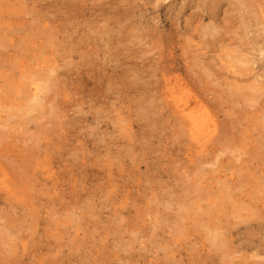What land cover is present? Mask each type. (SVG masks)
Masks as SVG:
<instances>
[{"label": "rangeland", "instance_id": "rangeland-1", "mask_svg": "<svg viewBox=\"0 0 264 264\" xmlns=\"http://www.w3.org/2000/svg\"><path fill=\"white\" fill-rule=\"evenodd\" d=\"M17 1L20 0H0V27L26 24L24 30L12 34L13 40L9 42H3L4 31H0V92L4 91L0 93V106L7 109H1L0 116L3 119L15 110L23 111L18 109L21 98L12 97L5 89L15 88L22 72L24 81L28 76L38 78L49 59L48 64L58 65L62 74L56 91L62 118L46 115L38 126L29 125L32 134L25 127L21 132L13 127V131L14 122L7 123L0 130H13L5 134L0 131V149L8 155L1 161L12 164L16 160L14 163L19 164L18 156L28 155L32 146L45 147L46 136L39 135L34 143V135L38 130L48 133L54 123L59 126L56 136L60 135L63 141L55 140L60 142L52 151L55 154L48 161L50 166L44 168L50 176L60 175L58 185L54 186L45 174L41 179L48 180L51 194L40 205H33L35 200L28 209L21 208L27 204L16 207L20 217L10 218L14 217L20 234L18 238L0 240V261L250 264L253 254L264 260V201L260 198L263 193L254 190L259 182L257 177L264 176V93L248 89L256 85L264 90V0H37L35 5L26 7ZM212 26L218 30L211 38ZM46 36L51 38L48 42L44 41ZM242 52L253 60L252 71L244 74L236 67L228 69L231 64L226 58L228 54ZM168 77L180 79L179 86L189 90L188 97L201 99L219 124L217 137L207 146V160L214 163L213 158L218 156L216 165L187 159L186 148L191 140L164 97L163 85ZM255 93L259 95L258 99L254 97L257 102H248ZM119 116L125 120L120 125L130 124V129L118 130L120 122L115 118ZM52 145L49 143L48 147ZM232 159L252 167L250 175L234 173L230 188L237 190L235 201L218 184L216 177L224 172H214L218 160L228 166ZM252 193L254 199L249 197ZM1 201L0 209H7L6 201ZM205 222L211 228L219 225L229 231L232 247L228 251L233 254L230 258L210 246L209 237L200 226ZM156 223L157 227H152ZM156 238L157 242L161 239L159 248Z\"/></svg>", "mask_w": 264, "mask_h": 264}, {"label": "bare ground", "instance_id": "bare-ground-1", "mask_svg": "<svg viewBox=\"0 0 264 264\" xmlns=\"http://www.w3.org/2000/svg\"><path fill=\"white\" fill-rule=\"evenodd\" d=\"M66 1V0H65ZM36 2H37V0H20V1H17L16 3H18V5H21L22 7H26V6H28V4H31V5H35L36 4ZM40 2V1H39ZM38 2V3H39ZM212 2H214V1H212ZM211 2V3H212ZM10 3H12V2H10ZM49 3V2H48ZM72 3V2H71ZM70 3V4H71ZM1 4V3H0ZM73 4H75L74 2H73ZM72 4V5H73ZM10 6H12V4L10 5ZM65 6V5H64ZM203 6H204V4H203ZM212 6H213V4H212ZM13 7V6H12ZM31 7V6H30ZM33 7V6H32ZM5 8H8V7H6L5 6ZM37 8V7H36ZM31 9V8H30ZM38 9V8H37ZM62 9V8H61ZM76 8H74V10H75ZM213 9V8H212ZM211 9V10H212ZM45 10H47V9H45ZM73 10V11H74ZM200 10V9H199ZM209 10V9H208ZM21 11V10H20ZM34 11V10H33ZM35 11H36V9H35ZM35 11H34V13H35ZM23 12V11H22ZM26 12V11H25ZM25 12H24V15H27V12H26V14H25ZM198 12V10L196 11V13ZM208 12V11H207ZM216 12V11H215ZM29 13V12H28ZM37 13V12H36ZM47 13H49V12H47ZM71 13V12H70ZM76 13V12H75ZM127 13H128V11H127ZM203 13V12H202ZM4 14V13H3ZM13 14V13H12ZM31 14V13H30ZM39 14V13H38ZM125 14V13H124ZM123 14V15H124ZM7 15V14H6ZM20 15V14H19ZM34 15V14H33ZM42 15V14H41ZM72 15V14H71ZM117 15V14H116ZM120 15V14H119ZM122 15V14H121ZM126 15V14H125ZM198 15V14H197ZM2 16V15H1ZM52 16L53 15H50L49 16V18L51 17L52 18ZM76 16V15H75ZM130 16V15H129ZM208 16V15H207ZM16 17V16H15ZM14 17V18H15ZM22 17H24V16H22ZM27 17V16H26ZM35 17V16H34ZM118 17V16H117ZM123 17V16H122ZM128 17V16H127ZM209 17V16H208ZM5 18V17H4ZM50 18V19H51ZM66 18H67V16H66ZM111 18V17H110ZM124 18V17H123ZM206 18V17H205ZM1 19V18H0ZM7 19V18H6ZM9 19V18H8ZM11 19V18H10ZM19 19V18H18ZM106 19V18H105ZM115 19V18H114ZM120 19V18H119ZM122 19V18H121ZM209 19V18H208ZM213 19V18H212ZM45 20V19H44ZM68 20V19H67ZM66 20V21H67ZM106 20H110V19H106ZM202 20V19H201ZM7 21V20H6ZM20 21H22V20H20ZM43 21V20H42ZM41 21V22H42ZM92 21V20H91ZM115 21L116 20H114V23H115ZM119 21V20H118ZM117 21V22H118ZM122 21H123V19H122ZM3 22V21H2ZM23 22V21H22ZM113 22V21H112ZM111 22V23H112ZM126 22V21H125ZM19 23V22H18ZM32 23V22H31ZM39 23V22H38ZM67 23V22H66ZM74 23V22H73ZM83 23V22H82ZM85 23V22H84ZM93 23V22H92ZM91 23V24H92ZM128 23V22H127ZM213 23V22H212ZM71 24V23H70ZM80 24V23H79ZM79 24H77V25H79ZM110 24V23H109ZM0 25H1V22H0ZM33 25V24H32ZM31 25V26H32ZM35 25V24H34ZM39 25V24H38ZM56 25V24H55ZM85 25V24H84ZM88 25H89V23H88ZM93 25V24H92ZM94 25H95V23H94ZM106 25V24H105ZM108 25V24H107ZM112 25H114V24H112ZM212 25V24H211ZM37 26V25H36ZM52 26V25H51ZM82 26V25H81ZM90 26V25H89ZM96 26V25H95ZM116 26H118V25H116ZM115 26V27H116ZM47 27V26H46ZM45 27V28H46ZM94 27V26H93ZM213 28H214V31L213 32H211L212 33V36H211V38L213 37V35H215L216 33H217V27H214V26H212ZM26 28V24L24 23L23 25H21V24H17L16 25V27H12L10 24L9 25H7L6 24V26H1L0 27V31L1 30H3L4 31V34H2L1 35V39L2 40H4L3 42H5V41H12L13 40V36H12V34H15V33H19V32H21L22 30H24ZM37 28H39V32L41 31V27H37ZM48 28H49V26H48ZM53 28H54V25H53ZM107 28V27H106ZM113 28V27H112ZM121 28V27H120ZM211 28V27H210ZM212 28V29H213ZM36 29V28H35ZM47 29V28H46ZM88 29V28H87ZM109 29V28H108ZM111 29V28H110ZM129 29V28H128ZM37 30V29H36ZM35 30V31H36ZM57 30V29H56ZM90 30V29H89ZM105 30V29H104ZM34 31V32H35ZM49 31H50V29H49ZM53 31V30H52ZM55 31V30H54ZM62 31V30H61ZM86 31V30H85ZM90 31H92V30H90ZM102 31H103V29H102ZM119 31V30H118ZM117 31V32H118ZM122 31V30H121ZM124 31H127V30H124ZM124 31H123V33H124ZM41 32H43V34H44V31H41ZM57 32V31H56ZM87 32V31H86ZM96 32V31H95ZM100 32V31H99ZM98 32V33H99ZM110 32H112V31H110ZM120 32V31H119ZM57 33H59V32H57ZM83 34H85L84 32H82ZM106 33H107V30H106ZM109 33V32H108ZM108 33L105 35V36H108ZM206 33V32H205ZM210 33V34H211ZM221 33V32H220ZM219 33V34H220ZM36 35H37V33H35ZM34 34V35H35ZM89 34V33H88ZM103 34H104V31H103ZM110 34V33H109ZM112 34V33H111ZM203 33H201V35H202ZM206 34H208V33H206ZM27 34H25V36H26ZM29 36H30V34H28ZM46 35V34H45ZM45 35H44V37H45ZM49 35V34H48ZM51 35H53V34H51ZM80 35V34H79ZM90 35H92V33L90 34ZM94 35V34H93ZM92 35V36H93ZM102 35V34H101ZM200 35V34H199ZM33 36V35H32ZM41 36H43V35H41ZM97 36V35H96ZM111 36V35H110ZM117 36V35H116ZM123 36V35H122ZM39 37V36H38ZM43 37V38H44ZM47 37V36H46ZM56 37H58V36H56ZM85 37H87V36H85ZM115 37V36H114ZM119 37H121V36H119ZM202 37V36H201ZM207 37V36H206ZM222 37V36H221ZM48 38V37H47ZM45 38V42H48L47 40H50L51 38ZM54 38V37H53ZM52 38V39H53ZM82 38V37H81ZM96 38V37H95ZM101 38H102V36H101ZM105 38V37H104ZM205 37H202L201 39H204ZM210 38V37H209ZM208 38V39H209ZM217 38H219V37H217ZM88 39V38H87ZM106 39V38H105ZM17 40V39H16ZM15 40V41H16ZM86 40V39H85ZM107 40V39H106ZM21 41V40H20ZM92 41V40H91ZM218 41H220L219 39H218ZM89 42V41H88ZM118 42V41H117ZM93 43V42H92ZM108 43V42H107ZM6 44V43H5ZM52 44V43H51ZM88 44V43H87ZM55 44H53V46H54ZM85 45V44H84ZM91 45V44H90ZM234 50V49H233ZM46 52V51H45ZM228 52V51H227ZM231 52H232V50H231ZM235 52L237 53V51L235 50ZM240 52H241V50H240ZM244 52V51H243ZM243 52L242 53H238V55H232V54H228V55H226V58L228 59V61H229V64H231V66H229V68H228V65H227V68L228 69H230V68H234V67H236L237 69H238V72H240V73H248L249 71L251 72L252 70H251V67H250V65L252 64V62H253V60L251 61V59L249 60V58L246 56L247 55V53L245 54H243ZM51 53V52H50ZM41 55H43V57L45 56V54H42V52L40 53ZM46 56H48V55H46ZM49 57H50V55H49ZM46 58V57H45ZM48 63H50V60L48 59V62H47V68L45 69V70H43L44 71V73H41V69L39 70L40 71V76L38 77L37 76V74H35V72H31V73H33V74H35L38 78H36L35 80H33V79H31V78H33V77H29L28 76V80H27V78H26V80L27 81H24V80H22V78H24L25 77V73L24 72H22L21 73V75H19V76H21L20 78V80H18V84H17V86L15 87V85H13L15 88H12V89H5V90H7L8 92H9V95H11L12 97L13 96H16L17 98H18V100H20V98H21V100L22 101H20L21 103H22V105L20 104V102H19V108L18 109H21V110H23L21 113H18V112H16V110H15V113H12L11 112V114H10V116L8 115H6L7 117L6 118H1V116H0V128H5L6 126H7V123H8V125H9V123L12 121V122H14L13 123V126H12V128L13 127H16L15 129L16 130H19L20 131V129L22 128H27V130L29 131V125L31 124V125H33V124H35V125H37L38 126V123L40 122V120L41 119H43V118H45V117H47L46 115H54V116H57L58 117V119H60L61 120V118H62V116L59 114V111H58V109H60L61 107H60V102H59V98L57 99L56 98V96H57V90H58V87L60 86L59 85V81H60V77H61V75L62 74H60L59 73V66L58 65H49ZM57 63V62H56ZM69 65V64H68ZM225 65H226V63H225ZM231 70V69H230ZM234 70H235V68H234ZM39 71H36V72H39ZM237 71V70H236ZM168 73V72H167ZM165 74V73H164ZM33 76V75H32ZM167 76H169V74L167 75ZM166 76V77H167ZM171 77V76H170ZM170 77H168L165 81H164V88H165V91H164V94L166 95V96H164V97H166L168 100H169V103L168 104H170L169 106L172 108V110H173V112H174V115L180 120V121H182V126H184L185 127V133L187 134V136L189 137V139L191 140V144H190V146L188 147V148H186V151L188 152L187 153V159L189 160V158L191 157V159H190V161H193V158H195V159H198V160H200L201 159V162L203 163V164H205V165H216V164H214L216 161H217V158H218V156H217V158H216V156H215V158H213V160L212 161H214L215 159H216V161L214 162V163H211L210 161H208L207 160V156H209V154L207 153L208 152V144L210 143V142H213V140L217 137V135H218V133H219V131H220V129H219V124L216 122V120H215V118H214V116L209 112V110H208V108H207V105H205V103L201 100V99H199L197 96H195V98H193V97H188L189 95H188V91L189 90H187V88H185V87H183L182 85L181 86H179V80L180 79H176V80H172V79H170ZM16 81V80H15ZM15 81H14V84H15ZM172 81H175V82H172ZM59 85V86H58ZM11 86V85H10ZM250 87H251V85H250ZM248 89H252V91L253 92H256V90L258 89V93H260V94H262V93H264V90L263 89H261L260 87L258 88L256 85L255 86H252L251 88H248ZM7 92V93H8ZM1 94H3L4 93V91H3V93L2 92H0ZM7 93H6V96H7V98H8V100L10 99L9 97H8V95H7ZM252 94V93H251ZM5 95V94H4ZM3 95V96H4ZM163 96V95H162ZM11 97V98H12ZM16 97H14V98H16ZM20 97V98H19ZM59 97H61V96H59ZM251 98H248L249 100H247L248 102H257L256 101V99H258V97H259V95H257L256 96V93L254 94V95H251L250 96ZM254 97H257L256 99L254 98ZM5 98V97H4ZM6 98V99H7ZM17 98H16V100H17ZM165 99V98H164ZM2 100V99H1ZM11 100V99H10ZM9 100V102H11ZM166 100V99H165ZM4 103V102H3ZM11 103H13V102H11ZM16 103H18V101L16 102ZM252 103V104H253ZM2 104V103H1ZM0 104V105H1ZM17 105V104H16ZM5 106V105H4ZM11 106H13V105H11ZM20 106H22V108L20 107ZM6 107V106H5ZM80 107V106H79ZM10 108V107H9ZM13 108V107H12ZM16 108V107H15ZM1 109H3L2 108V106H0V113L1 112H3V110L5 111V110H7L6 108L5 109H3V110H1ZM81 110V109H80ZM99 110H101V109H99ZM12 111H14V110H12ZM18 111V110H17ZM98 111V109L96 110V112ZM102 111V110H101ZM7 112H9V111H7ZM60 112H62V111H60ZM101 113V112H100ZM119 113V112H118ZM9 114V113H8ZM64 114V113H63ZM98 114V113H97ZM102 114V113H101ZM100 114V115H101ZM1 115V114H0ZM3 115V114H2ZM103 115V114H102ZM101 115V116H102ZM53 116V117H54ZM100 116V117H101ZM107 116V115H106ZM57 117H56V119H57ZM123 117V116H122ZM49 118H51V117H49ZM55 118V117H54ZM64 118H65V115H64ZM95 118V117H94ZM99 118V117H98ZM97 118V119H98ZM103 118V117H102ZM96 119V120H97ZM101 119V118H100ZM107 119H109V117L107 116ZM113 119H114V117H113ZM116 120H118L120 123L118 124V125H120L121 123H124L125 122V120L123 119V118H121L120 116L118 117V118H115ZM48 120V119H47ZM52 120V119H51ZM39 121V122H38ZM46 121V120H45ZM77 121V120H76ZM114 121V120H113ZM128 121V120H127ZM43 122V121H42ZM54 122V121H53ZM58 122V121H57ZM114 122H116V121H114ZM114 122H113V124H114ZM116 123H118V122H116ZM48 126L50 125L51 126V124H49L48 122L46 123ZM65 124V123H64ZM43 125V124H42ZM92 125V124H91ZM115 125V124H114ZM117 125V126H118ZM54 126L55 127H51L50 128V130L48 129H46L47 131H48V133H45V132H42V131H37V132H39L38 134H36V135H34V133L35 132H33V135L34 136H36V137H34V136H31V137H34V139H36V140H33L34 141V143L35 142H37L38 140L37 139H39L38 138V136L39 135H41V136H43L44 137V135L46 136V138H47V141L51 144H53L52 146H50V147H48V145H49V143L47 142L46 144H45V147L44 146H41L40 145V142L38 143L40 146H36L35 144V146L36 147H34V146H32L33 145V143H32V150H30V152H29V154L28 155H25V157H24V155H23V157H22V155H19L18 156V158H21V162L19 163V164H16V163H14L16 160V158L14 159V157H13V159L15 160H13L14 162H11L12 160H10V162L12 163V164H8V163H6V162H4V161H6V160H4V161H1V158L2 159H4V158H7V156H5L6 154H2V152L4 153V150H1L0 149V198L2 197L5 201H6V205L5 206H7V209H4L3 208V210L2 209H0V220L2 221V223L3 224H0V240L1 239H3V238H14V237H16V238H18L19 236V230H18V225L16 224V221H14V217H15V215H17V216H19V211H17V209H19V208H16V207H19V205H25V204H27V206H25V207H22L21 206V208H25V209H28L29 207H30V204H31V202L32 201H35L36 200V202L35 203H33V205L34 204H41V203H43V202H41L44 198H46L45 196H48V195H50L51 194V190L50 191H48V180L46 181V179H45V181L43 180L44 179V177H43V179H41V177L42 176H45V174H47V175H49V176H47V178L49 179V180H51L50 182H52L53 184H54V186H57L58 184H57V182L60 180L59 179V177L58 176H60V175H58V174H54V175H52V176H50L51 174H50V172L48 171V170H45L44 171V168H47L48 166H50V163L48 162V161H50L51 159H52V153L53 154H55L54 152H52V151H54V147H55V145L57 146V144H59V142L62 140V139H60L61 138V136L59 135V136H56V134L58 133V128H59V126L57 125V123H56V125H55V123H54ZM130 124H128V125H124V126H121L120 125V127H119V129L118 130H124V131H126V130H128V129H130ZM62 127V126H61ZM8 128L9 127H7V130H8ZM11 128V127H10ZM10 129V130H13V129ZM36 129H38L39 127H35ZM45 128H47V126L45 127ZM15 129L13 130V131H15ZM40 129V128H39ZM42 129V128H41ZM184 129V128H183ZM6 129L4 130V131H7ZM10 130L8 131V132H10ZM1 131V130H0ZM18 131V132H19ZM34 131V130H33ZM8 132H5V133H8ZM18 132H15V133H18ZM21 132V131H20ZM24 132V131H23ZM31 132V130L29 131V133ZM51 132V133H50ZM1 133H3V134H5L4 132H2L1 131ZM25 133V132H24ZM30 134H32V133H30ZM44 134V135H43ZM53 134H55L54 136H56V137H53L52 138V136H53ZM8 135V134H7ZM10 135V134H9ZM1 136V135H0ZM63 136V135H62ZM4 137V136H3ZM6 137V136H5ZM60 139V141H57L56 143H55V140H57V139ZM63 138H64V136H63ZM66 138V137H65ZM50 139V140H49ZM31 140V139H30ZM40 141H41V137H40ZM63 141V140H62ZM47 146V147H46ZM60 146L61 145H59L58 146V148H57V151L58 150H60ZM43 148L44 150H40V148ZM69 147H70V145H69ZM41 148V149H42ZM29 151V150H28ZM56 151V150H55ZM235 151V150H234ZM14 152V151H13ZM206 152V153H205ZM236 152V151H235ZM15 153V152H14ZM59 153H61L60 151H59ZM10 154V153H9ZM15 155H16V153H15ZM57 156H59L58 154H56ZM55 155V156H56ZM54 156V157H55ZM220 156V155H219ZM241 155H239V157H240ZM17 157V156H16ZM10 158H12V157H10ZM28 158L30 159V160H32V161H29L28 160ZM204 158V159H203ZM236 158H238V157H236ZM254 158V157H253ZM219 159V158H218ZM35 160V161H34ZM57 160V159H56ZM187 160V161H188ZM256 160V159H255ZM52 161V160H51ZM207 161V162H206ZM219 161L220 160H218V165L216 166L217 168L216 169H214V172H217V173H223L224 172V174H223V176H221V175H217V177L216 178H219V180H217L218 181V184H220V186H221V188H226V193L228 194V197L232 200V201H235L236 199L234 198L235 197V191H237V190H233V189H231L230 188V186H231V184H230V182H231V180H233V176H234V173H248V175H250L249 173H251V171H252V167L247 163H245V161H242L241 163H238L237 161H238V159L236 160H234L233 161V159H232V162H230L231 164L229 165L228 164V166H223V164L221 165V164H219ZM247 161H249V159L247 160ZM250 162V161H249ZM18 163V162H17ZM52 163V162H51ZM195 163V162H194ZM217 163V162H216ZM246 164V165H245ZM263 164V163H262ZM60 165V164H59ZM253 165H254V163H253ZM256 166V165H255ZM254 166V167H255ZM61 167V166H60ZM261 168V167H260ZM259 168V169H260ZM256 169H258L257 167H256ZM235 170V171H234ZM255 169H253V172H255L254 171ZM43 171V172H42ZM53 171V170H52ZM257 171V170H256ZM258 171H260V170H258ZM257 171V172H258ZM225 172H227V173H225ZM229 172V173H228ZM53 173H55V172H53ZM256 173V172H255ZM254 173V174H255ZM260 173H261V171H260ZM257 174V173H256ZM255 174V175H256ZM247 175V176H248ZM252 175V174H251ZM258 175V174H257ZM257 175H256V177H257ZM243 176H245V175H243ZM258 176H260V174L258 175ZM251 177V176H250ZM250 177H249V179H250ZM253 178V177H252ZM258 179H259V182H258V186H256V189H254L255 191H257V193L258 194H261V193H263V197H260L261 199H262V201H264V176L262 177H257ZM245 179V178H244ZM242 180V179H241ZM50 184V183H49ZM242 184V183H241ZM232 185H233V183H232ZM55 187H53V189H54ZM260 192V193H259ZM61 193V192H60ZM254 193V192H253ZM250 194L249 195V197H251V198H253V195L254 194ZM59 195V194H58ZM63 194L61 193V196H62ZM257 195V194H256ZM60 197V196H59ZM48 198V197H47ZM58 198V197H57ZM3 199H0V201L2 200V201H4ZM49 199V198H48ZM254 199V198H253ZM253 199H251L255 204L257 203V201L255 202ZM47 200V199H46ZM52 200V199H51ZM54 200V199H53ZM52 200V201H53ZM56 200V199H55ZM54 200V201H55ZM150 200V199H149ZM251 200H249L250 202H248V204H249V206L251 205V207L254 205L253 203H252V201ZM1 201V202H2ZM44 201V200H43ZM49 201V200H48ZM60 201V200H59ZM76 202L78 203V201L76 200ZM75 202V203H76ZM8 203V204H7ZM16 203V204H15ZM17 203H19L18 205H17ZM46 203V202H45ZM48 203V202H47ZM55 203V202H54ZM53 203V204H54ZM252 203V204H251ZM261 203H263V202H261ZM2 204H4V203H2ZM58 204V203H57ZM236 204H238L237 202H236ZM64 205V204H63ZM2 206V205H1ZM44 207H46L45 206V204L43 205ZM49 206H50V204H49ZM32 207V206H31ZM41 207V206H40ZM53 207V206H52ZM55 207V206H54ZM75 207V206H74ZM69 208V207H68ZM72 208V207H71ZM51 209V208H50ZM55 209V208H54ZM73 209V208H72ZM76 209H77V206H76ZM185 209V211L187 212V210H186V208H184ZM34 209H32V212L31 213H34V211H33ZM52 210V209H51ZM83 210V209H82ZM81 210V211H82ZM181 210H183V208L181 209ZM20 211H24V210H20ZM36 211V210H35ZM30 212V211H29ZM38 213V212H37ZM36 213V214H37ZM56 213V212H55ZM41 214V213H40ZM62 214V213H61ZM21 215V214H20ZM24 215V214H23ZM33 215V214H32ZM53 215H54V213H53ZM78 215H80V214H78ZM254 215L256 216V211H253V214H251V216L252 217H254ZM10 216H14L13 218H10ZM28 217L30 216V215H27ZM26 216V217H27ZM62 216V215H61ZM81 216H82V213H81ZM80 216V217H81ZM20 217V216H19ZM30 217H32V216H30ZM78 217V216H77ZM33 218H34V216H33ZM79 218V217H78ZM239 218H241L242 219V217H240L239 216ZM246 218V217H245ZM248 218V217H247ZM13 219V220H12ZM32 219V218H31ZM121 219V218H120ZM154 219H156V218H154ZM248 219H251V218H248ZM19 220V219H18ZM79 220V219H78ZM252 220V219H251ZM29 221V220H28ZM33 221V220H32ZM35 221V220H34ZM242 221L243 222H246L247 221V219H242ZM37 222V221H36ZM75 222H77V221H75ZM153 222H154V220H153ZM248 222H250V221H248ZM17 223H18V221H17ZM35 223V222H34ZM200 223V222H199ZM22 224V223H21ZM25 224H26V222H25ZM28 224V223H27ZM36 224V223H35ZM18 227H17V226ZM23 225V224H22ZM31 225H33L32 223H31ZM155 226H152V227H157V223L156 224H154ZM210 224H207L206 222L204 223V225L201 223V228H202V231H203V233H204V235H206L207 237H209V240H208V242L210 243V246H212L215 250H217L218 252H220V253H223V255H221V256H227L228 258H230V256H232L233 254H232V252H229L228 251V249L230 248V246L232 245V242L230 241L231 239H230V237H229V231L228 230H225V229H223V228H220L219 227V225H215V227H213V228H211L210 226H209ZM23 227V226H22ZM22 227H21V230H22ZM30 227V226H29ZM52 228V227H51ZM159 228V227H158ZM51 229H49V231H50ZM183 230V229H182ZM136 231V230H135ZM156 231H157V229H156ZM225 231V232H224ZM51 232V231H50ZM133 232V231H132ZM19 233V234H18ZM178 233V232H177ZM184 233H185V229H184ZM223 233V234H222ZM132 234H134L135 236H137V234L138 233H132ZM151 234H153V232H151ZM179 235H180V237L182 238V236H183V233L179 230V233H178ZM177 234V235H178ZM46 235V234H45ZM156 236H157V234H155ZM154 236V234L152 235V237ZM21 237V236H20ZM50 237V236H49ZM61 237V236H60ZM155 237V236H154ZM159 237V236H158ZM180 237H178L177 239H179ZM52 238H54L53 236H52ZM135 239H138V238H135ZM176 239V238H175ZM5 240V239H4ZM161 240V239H160ZM160 240H158V242H157V238H156V244H157V247L159 248V246L161 245V244H158L159 243V241ZM144 241V240H143ZM142 241V242H143ZM150 241H151V239H150ZM171 241V240H170ZM176 242H178L177 240H175ZM22 242V241H21ZM155 242V241H154ZM29 242H27V244H28ZM175 243V242H174ZM26 244V245H27ZM172 244H173V242H172ZM33 245V244H32ZM1 246V245H0ZM30 246V245H29ZM128 246V245H127ZM174 246H175V244H174ZM232 247V246H231ZM23 248V247H22ZM31 248V247H30ZM164 249H166V248H164ZM2 251V250H1ZM28 251V250H27ZM216 251V252H217ZM23 252V251H22ZM2 253V252H1ZM33 253V252H32ZM24 254V253H23ZM26 255V254H25ZM28 255V254H27ZM26 255V256H27ZM3 256V255H2ZM3 258H4V256H3ZM222 259V257H219V261ZM227 258V259H228ZM234 258V257H233ZM251 260L252 261H255V260H258L259 262L257 263V264H264V262L262 263L261 261H264L261 257H260V255L259 254H253L251 257ZM248 259H249V257H248ZM19 261V260H18ZM251 261V262H252ZM224 261H222V263H223ZM243 262H245V260L243 261ZM251 262H249L250 264H251ZM4 262L1 260L0 261V264H3ZM35 263V262H34ZM37 263V262H36ZM219 263H221V261L219 262ZM221 263V264H222ZM230 264H237L235 261H232V263H230ZM241 264H243V263H241ZM252 264H256V263H252Z\"/></svg>", "mask_w": 264, "mask_h": 264}]
</instances>
